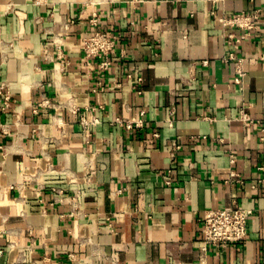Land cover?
I'll return each mask as SVG.
<instances>
[{"label":"crops","instance_id":"0c3cea01","mask_svg":"<svg viewBox=\"0 0 264 264\" xmlns=\"http://www.w3.org/2000/svg\"><path fill=\"white\" fill-rule=\"evenodd\" d=\"M0 264H264V0H0Z\"/></svg>","mask_w":264,"mask_h":264},{"label":"built area","instance_id":"2783aa9c","mask_svg":"<svg viewBox=\"0 0 264 264\" xmlns=\"http://www.w3.org/2000/svg\"><path fill=\"white\" fill-rule=\"evenodd\" d=\"M257 18V12L251 15L236 14L234 16H221L220 21L224 26H235L243 29L251 30L254 28V22ZM94 21V19L92 20ZM246 33L240 36H234L236 41H240L245 37ZM116 36L97 29L92 30L82 39L81 49L83 58L86 61L94 58H101L100 67L107 68L109 65L108 56L113 51L116 44ZM232 58V56H229ZM238 60L237 74L242 75V69ZM203 63H206L204 61ZM238 82V78L235 79ZM8 99V95H6ZM238 118L247 126L255 123V120L245 112H240ZM119 122V120H117ZM136 126H140L142 120L134 122ZM127 128H131V122H127ZM249 210L242 207L215 208L204 211L202 217V242L204 246L223 245L228 243H239L245 240L247 235V218Z\"/></svg>","mask_w":264,"mask_h":264}]
</instances>
